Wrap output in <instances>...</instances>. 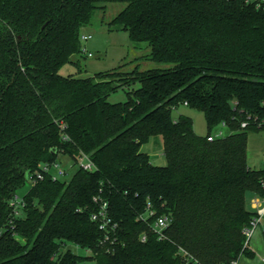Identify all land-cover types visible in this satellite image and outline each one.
<instances>
[{"label": "trees", "instance_id": "1", "mask_svg": "<svg viewBox=\"0 0 264 264\" xmlns=\"http://www.w3.org/2000/svg\"><path fill=\"white\" fill-rule=\"evenodd\" d=\"M117 3L127 7L110 31L128 32L148 44V60L172 67L60 75L82 54L97 10ZM119 90L128 100L109 102ZM182 104L229 135H197L192 118H173ZM252 132H264V10L243 0H0V264L255 259L243 233L255 216L249 201L264 198V169L248 164ZM159 136L166 166L142 151ZM81 154L94 171L29 183L41 165ZM104 202L117 226L109 240L92 221ZM161 216L171 219L162 239L153 229Z\"/></svg>", "mask_w": 264, "mask_h": 264}, {"label": "rangeland", "instance_id": "2", "mask_svg": "<svg viewBox=\"0 0 264 264\" xmlns=\"http://www.w3.org/2000/svg\"><path fill=\"white\" fill-rule=\"evenodd\" d=\"M126 7V4L120 3L106 4L101 9L97 10L92 24L82 31V35L91 36L88 42H82V51L86 49L93 57H88V55L84 53L75 56L73 58L75 64L65 65L61 69L60 75L64 77L73 76L86 79L92 78L99 73L115 71L123 65H125L123 68L125 72H132L136 68H139L140 71H148L172 67V65L157 64L148 60L147 56L150 54L148 44L132 42L128 32L110 31V24ZM77 62L79 63L78 65L76 64ZM127 100V91L125 90H119L109 98V102L113 104L125 103ZM182 115L192 118L194 122V131L199 136L206 137L209 133L211 136H216L222 132L224 137H226L230 133L227 128L222 126L210 132L204 114L184 104L173 111V118L176 120ZM142 151L149 155L154 165H167V160L164 156L162 137L159 136L151 139L148 143L143 145ZM247 157L248 164L252 169H264V132H252L249 134ZM61 159L62 162L60 163V167L66 171V175L61 177L60 180L68 182L76 173L78 166L72 159L67 157ZM29 189L30 185H27L20 190L18 193L19 198L21 199ZM248 207H250V204ZM249 248L255 253V259L241 256L238 259L239 264H263L264 223L256 230ZM66 249H70L73 253L78 255L90 254L86 250H82L73 245H68ZM66 249H64V251Z\"/></svg>", "mask_w": 264, "mask_h": 264}, {"label": "built area", "instance_id": "3", "mask_svg": "<svg viewBox=\"0 0 264 264\" xmlns=\"http://www.w3.org/2000/svg\"><path fill=\"white\" fill-rule=\"evenodd\" d=\"M247 5L253 6L257 10H264V0H243ZM91 39V36L82 35L81 41L82 42H88ZM82 53L87 54L88 57H93L92 54L88 53L85 50L82 51ZM224 127V126H223ZM247 124H242V128H246ZM224 135L222 132H220L216 136H210L208 138V141L212 142L214 140L223 138ZM62 162V159L57 161L53 164H43L41 165V170L36 172L35 174H29L28 181L29 183L34 186L39 181H42L45 176L48 174L53 180H60L61 177L66 175V171L60 167V163ZM74 163L78 166V169H84L85 171H94L96 169L94 163L90 160V158L86 154H81L79 158L74 161ZM264 186V182H263ZM95 202H98V198L94 199ZM22 203L19 198L16 199V202L13 203V206L16 209V215L20 216L21 211L20 207ZM250 206L252 211L254 212L255 216L253 220L250 223V226L246 227L243 231L245 237H246V247L250 246V242L256 232V230L264 223V198L262 197H253L250 201ZM154 216V212L150 210L147 212V214L143 217V219H149L150 217ZM92 221L97 223L101 230L106 232V240L110 239V234L115 231L117 228L116 225L111 224V220L108 217V203H103L101 205V208L99 212L93 214ZM171 223V219L168 216H161L156 218L153 229L154 231L159 235L160 239L164 236V231L168 228V226ZM182 254L185 256H189L187 252L182 250ZM225 264H239V260H234L229 263Z\"/></svg>", "mask_w": 264, "mask_h": 264}, {"label": "crops", "instance_id": "4", "mask_svg": "<svg viewBox=\"0 0 264 264\" xmlns=\"http://www.w3.org/2000/svg\"><path fill=\"white\" fill-rule=\"evenodd\" d=\"M264 264V263H263Z\"/></svg>", "mask_w": 264, "mask_h": 264}]
</instances>
